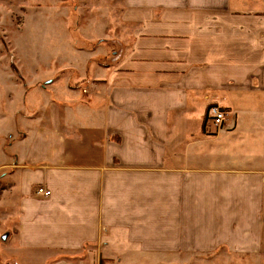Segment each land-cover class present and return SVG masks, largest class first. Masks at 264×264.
Wrapping results in <instances>:
<instances>
[{
    "label": "crops",
    "instance_id": "1",
    "mask_svg": "<svg viewBox=\"0 0 264 264\" xmlns=\"http://www.w3.org/2000/svg\"><path fill=\"white\" fill-rule=\"evenodd\" d=\"M96 1L64 68L16 76L7 136L21 133L0 134L3 264L264 255V8ZM211 104L226 119L203 128Z\"/></svg>",
    "mask_w": 264,
    "mask_h": 264
},
{
    "label": "rangeland",
    "instance_id": "2",
    "mask_svg": "<svg viewBox=\"0 0 264 264\" xmlns=\"http://www.w3.org/2000/svg\"><path fill=\"white\" fill-rule=\"evenodd\" d=\"M249 3L264 8V0H249ZM96 7V0H0V111L8 112L7 115L0 112V134L7 137L4 145L21 133L18 128L7 136L16 125L10 113L21 107L24 89L10 69L9 58L27 85H33L36 80L47 81L70 59L69 34L78 44L83 41L77 29L82 19L96 14ZM87 24L91 26L93 22ZM64 77H61L63 81ZM31 103L27 100L20 113L24 115L31 110ZM2 140L0 137V146ZM10 257L2 249L0 239V264L7 259L13 262ZM177 264H264V255L192 254L179 257Z\"/></svg>",
    "mask_w": 264,
    "mask_h": 264
},
{
    "label": "built area",
    "instance_id": "3",
    "mask_svg": "<svg viewBox=\"0 0 264 264\" xmlns=\"http://www.w3.org/2000/svg\"><path fill=\"white\" fill-rule=\"evenodd\" d=\"M225 114V111L217 104H211L207 108V116L209 120H211V122L216 126H219L224 122V120L226 119ZM37 193L43 196L50 195V191L43 187L37 188Z\"/></svg>",
    "mask_w": 264,
    "mask_h": 264
},
{
    "label": "trees",
    "instance_id": "4",
    "mask_svg": "<svg viewBox=\"0 0 264 264\" xmlns=\"http://www.w3.org/2000/svg\"><path fill=\"white\" fill-rule=\"evenodd\" d=\"M10 62H9V66H10V69L12 70V72L20 79H22V76L18 70V68L15 66V64L13 63V59L10 57ZM207 118V112H206V115H205V118H204V121L202 123V126L204 128V122H205V119Z\"/></svg>",
    "mask_w": 264,
    "mask_h": 264
}]
</instances>
